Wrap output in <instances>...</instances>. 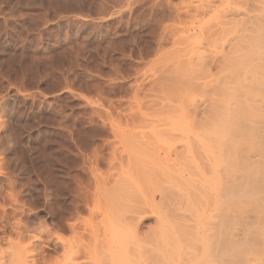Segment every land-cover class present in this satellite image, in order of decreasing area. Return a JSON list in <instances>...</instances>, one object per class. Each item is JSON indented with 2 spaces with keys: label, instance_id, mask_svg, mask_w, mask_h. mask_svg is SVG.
<instances>
[{
  "label": "rangeland",
  "instance_id": "374dc122",
  "mask_svg": "<svg viewBox=\"0 0 264 264\" xmlns=\"http://www.w3.org/2000/svg\"><path fill=\"white\" fill-rule=\"evenodd\" d=\"M201 2L0 0V256L13 254L20 232L36 242L28 249L36 264H62L68 254L96 245L97 236L103 246L120 227L148 236H139L147 240L140 241L147 254L151 245L163 246L162 234L186 210L189 193L203 186L193 173L199 165L203 173L209 168L203 136L212 135L210 127L223 135L242 116L264 115L255 92L257 106L252 101L253 111L243 108L241 115L237 100L245 101L234 75L230 81V63L219 62L225 63L224 50L261 47L256 38L264 33V11L238 18L253 33L244 34L247 45L223 50L219 32L235 33L238 22L229 18L237 27L226 20L212 34L207 28L218 22L222 2L205 12ZM218 52L223 67H197L198 58Z\"/></svg>",
  "mask_w": 264,
  "mask_h": 264
},
{
  "label": "bare ground",
  "instance_id": "6f19581e",
  "mask_svg": "<svg viewBox=\"0 0 264 264\" xmlns=\"http://www.w3.org/2000/svg\"><path fill=\"white\" fill-rule=\"evenodd\" d=\"M219 1H221L222 4L223 3L224 4L222 6V4H220L221 2L218 3L221 5V6L220 5L219 6H220V8H221L220 10L222 12V13L221 12L218 13V14H221L220 16L217 15L219 17L218 22L215 23L216 22L215 21L214 22L215 25L212 24V26H209V27L207 25V27H208L207 29H209L212 32V34H216L218 36L221 33L219 35L220 36L219 38H221L222 40L217 39V42L221 45V46L219 45V47L220 48L222 47V49L224 50V49H226V46H228V45L230 46L231 44H234L235 42H236L235 45L237 44V46H239L237 42L241 43V42H244L245 40L248 41L247 38H245L244 34L249 35L250 37H253V35H251L253 33L248 34L249 30L246 31L247 29H246L245 24H243L242 22H238V18L240 20V17H241L240 21H242V20L244 21V20H246V19H243L244 17L250 16V19H251L252 17H255L256 12L264 11V0H219ZM217 2H218V0H202V2H201L202 6L200 5L201 10L203 11V9H204L203 12H205L209 9L219 8ZM202 7H203V9H202ZM216 12H217V10H216ZM216 12H215V16L217 14ZM253 13H255V14L253 15ZM233 17H234V19L236 18V20H234V22H238L237 24L240 27L239 26L237 27V24L233 23L230 20V19H233ZM246 18H248V17H246ZM253 19L255 20V18H253ZM226 20L231 21V23H232L231 27L232 28L237 27V28H235L237 32L235 30L234 31L232 30L230 32H235V33H232V34L230 33V35L228 34L229 36H227V34L224 35L225 33H223V32H219L221 25H222V29L224 27V25L222 23H226V24L229 23V22L228 23L225 22ZM263 20H264V16H263ZM259 22H261V21H259ZM263 22H262V24H263ZM251 23H252V21H251ZM241 24H242V26L244 25L245 27L244 28L241 27ZM260 24L261 23H259V25ZM233 26H235V27H233ZM260 26H259V28H260ZM262 26H264V24ZM210 27H212V28L210 29ZM226 27L227 26L225 25V28ZM240 28H243L244 30L240 29ZM207 29H206V31H207ZM225 30H223V31H225ZM217 31L219 32V34ZM240 31H242L243 33ZM211 32H209V35L211 34ZM246 32H248V33L246 34ZM263 32L264 31L262 30L261 33H263ZM203 33L205 35L204 31H203ZM233 34H235V35H233ZM204 35H203V37H204ZM198 37H199V34H198ZM246 37H248V36H246ZM250 37H248V38H250ZM208 39L210 40V37ZM243 39H245V40L243 41ZM220 42H222V44ZM256 43L260 44L261 47L258 45L260 48L257 51L255 50V52L254 51L253 52H247V51H245V49L243 50V48L242 49L239 48V50H236L238 47L237 48L233 47V49L236 51H233V49H232V51H230L231 53H229L228 50H227L228 53H226V50H224V52L227 54L228 59L227 58L223 59L225 56L224 52H223V54L220 53V56H221V58H220V56L218 55L219 54V52H218L216 54L212 53L213 55L210 54L211 56L208 55L209 57H207V58H204V57L202 58V56H201L200 58H198L199 60L201 59V62L199 61L201 64H198V65L195 64L196 61L194 62L192 60L193 61L192 64H195L194 65L195 67H196V65L198 68L200 65V68L203 67L202 69H205V67H209V68H206V70L212 69V65H214V64L217 65L218 67L219 66L223 67L224 65H220L219 62L220 63L222 62L221 64H227V65L230 63V66L228 65V67H229V71L232 68L231 73L229 72L232 75L231 79H233V80H230L231 83H232V81L234 82V78H235V83L237 82V85H239V87L236 86L237 88H239V89H240V87L242 88V86H240L241 83H242V85H243V83H245L244 85L246 87V89H240V91L238 89V92L236 94L238 95L240 92H242L241 94H239L238 97H240V95H243L241 97H244V101L245 102L247 101L246 103H248L249 100H251L247 104V107L245 106L246 104H244V105L242 104V103H245V102H243V98L241 100L240 99L237 100V102H239L237 105L242 106V107H240L241 111H239V112H241V115H242V113L244 114V112H247L246 110H248V108H249V110L251 109V106L249 104L253 103L255 101V99H258V100L261 99L262 102L264 103V33L261 37L258 36L256 38ZM243 44L247 45V43H245V42ZM243 44L240 46L243 47L244 46ZM257 44L256 45L254 44V46L256 47ZM249 46H250V44H249ZM254 46L251 45L250 48L254 49L255 48ZM258 46L256 48H258ZM211 49H213V48H211ZM229 50H230V48H229ZM219 58L224 60L225 63H223V61H219ZM229 58H230V61L228 62L227 60H229ZM246 62L250 63V65H248V64L244 65ZM258 64L260 65L259 68L257 67V66H259ZM196 68H195V70H197ZM255 68H256V70H255ZM255 72H256V74H255ZM233 75H234V78H233ZM255 75H257V76L255 77ZM229 79H228V81H229ZM250 83H252L251 84L252 86L249 85ZM252 87H253V89L256 87L254 89V91H253ZM241 90H243V91H241ZM235 91H237V90H235ZM244 91L247 93L245 94ZM250 91H251V93L253 91V93H252L253 98L251 96L252 94L250 95ZM259 91L261 92V94H259L260 93ZM254 92L258 96L262 95L261 97H259L260 99L254 97V95H255ZM248 93H249V95H248ZM234 97H236V96H234ZM228 99H229V97H228ZM236 99H238V98H236ZM241 101H242V103H241ZM248 105H249V107H248ZM255 105H256V103H255ZM255 105L252 107H254V109L256 110L255 107L257 105L256 106ZM261 105L263 106L264 104L261 103ZM228 106H230V105L228 104ZM197 107H198V105H197ZM242 109L243 110L246 109V110L243 112ZM224 116H225V114H224ZM251 116H249V114H248L249 118H247V117L244 118V116H242L243 119L241 121L238 119V121H240L241 123L240 122L234 123L233 121H232V123H230V125H229V123H226L227 127H226V124H222L226 128H229V126H231L230 129H232V131H229L230 129H225L223 135H218L216 133V130L210 127V129H213V131L209 129V133H212V135L207 134V136L206 135H205V137L203 136L204 139L203 138L201 139L203 141H201L200 144L203 146V148L205 150L203 152L206 154V156L208 158L207 161L209 163V165L205 164V163H204V165H208L209 168L207 171L209 173L207 174V171L205 173H203V171L200 170V168H202L201 165H199L201 163V161L198 160V161H200V163L198 162V165L200 167L197 166V168H195L196 170H194L195 172L193 171V173L196 176H198V175L202 176L203 180L200 183H203L202 184L203 189H202V187L199 188L197 186V184H196L197 182L193 183L194 185L196 184V186H195V188L192 187L194 189V191L192 190L193 192L189 191L190 193L188 195V200L186 202V204H187L186 210L182 211V213H180L178 219L174 218V216L170 213L172 215L171 218L176 219V221L174 220L172 225L169 223L170 229H171V230L169 229V231H167L169 233L165 232L166 234L165 233L162 234V235H164V236H162L164 243L162 244L163 246H161V245L160 246L163 247V249H165L164 251L162 250L161 253L159 252L161 249V247H159V244L156 245L159 247V249L157 247V249L159 251H157L156 248H155L156 250H154L153 249L154 246L151 245V247H153L151 249L152 251L151 250H150V252L148 251V254H147V253H145L147 251L141 247V243H143V241H147L148 236H145L146 237L145 238L141 234L138 235L137 231L135 234V231H133L132 228L127 229V227H125L124 229H122L120 227L119 230L114 231V229L112 230V228L110 227L109 229H111L112 231L109 233L110 235L105 239V244L103 246H100V245L104 242L100 241V244L98 243L99 240L97 242V237H98L97 236L95 238V244L96 245L92 244L93 245L92 247L91 246L89 247V245H88V247L84 246L85 248L84 247L82 249L79 248V251L77 250L78 252L75 251L77 253V255L75 254V256L74 255L69 256V254L67 253L68 257L63 261L62 264H264V122L262 121L263 123H261L259 121L260 119L264 120V119H262V118H264V115L262 116V118L260 117V119L256 118L257 121L254 120L255 118L254 119L251 118L254 120V122L256 121L255 123L253 121H251V119H250ZM220 119H222V118H220ZM222 120H224V117ZM229 121H230V117H229ZM258 122H260V123L256 127ZM238 123H239L238 127L241 126L239 128V131L237 130L238 129V127H237ZM215 125H216V123H215ZM222 125H220L219 128H223ZM232 125L234 127L236 125V128L234 129L232 127ZM254 127H256V129H253ZM236 131H238L240 133L238 134V132H236ZM226 132H229L231 134H225ZM235 132H236V135H239V136H235ZM213 133L215 136H213ZM247 133L250 136H248ZM195 138H197V137H195ZM196 141H200V140L196 139ZM195 144H196V142H195ZM189 145L192 146L191 144H189ZM193 148H195V147H193ZM193 151L194 150H192V151L190 150V154L195 153ZM195 151H197V150L195 149ZM191 152H193V153H191ZM197 152L194 154L196 156V158L198 155L200 157V154H199L200 152H198V153ZM203 152H201V155ZM187 155L189 156L188 151H187ZM194 155H192V156H194ZM197 159H194V160L197 161ZM201 160H203L202 157H201ZM204 162H206V161H204ZM180 168H182V167L180 166ZM180 172H182V171H180ZM196 172H198V173H196ZM181 174H183V173H181ZM109 176H111V175H109ZM188 178H190V177H188ZM200 178H198V179H200ZM195 179H196V177H195ZM187 181H186V179H184V182H187ZM182 182L183 181H181V184H183ZM179 186H181V185H179ZM189 186L191 188V185H189ZM179 189L177 188L178 191H179ZM183 192H185V191L183 190ZM174 195H176V194H174ZM179 198L181 199V197H179ZM174 200H175V198H174ZM167 203H168V200H167ZM178 204L181 205V202ZM174 205H175V203H174ZM161 206H163V205L161 204ZM165 207L166 206H164L163 208H165ZM169 207H170V205H169ZM174 207H176V205ZM180 208H181V206H180ZM173 212H175V211H173ZM171 218H169V219L167 218L169 220V222H171V220H173ZM162 222L165 223V225H166L165 221H162ZM162 224L160 227L164 228V226ZM108 226H109V224H108ZM129 228H130V226H129ZM160 230L162 232V228H160ZM76 233H77V231H76ZM80 233H81V231H80ZM149 233H148V235H149ZM159 233H160V231H159ZM19 234L21 237L19 236L20 239L18 242V246L13 245L14 246L13 247L14 248L13 254H11V253H10V255H7L6 253H4L6 255L1 254L2 256H0V264H36L37 263L35 261L34 257H32V255L31 256L28 255V251H29L28 249L30 247L36 246L35 245L36 242L34 243L31 240L26 242V240H28V238H27V236L25 237V235H24L25 232L24 233L20 232ZM40 235H41V233H40ZM140 235L142 236L141 238H145L147 240H144V239H141L143 241L139 240ZM157 235L159 236V234H157ZM157 235L155 234V236H157ZM167 235H169V236H167ZM17 236H18V234H17ZM91 236L94 239V236H96V234L91 235ZM152 236L155 237L154 235H152ZM160 236H161V234H160ZM149 237H150V235H149ZM25 238H27V239H25ZM103 238H104V236H103ZM98 239H100V237ZM33 240H35V239H33ZM83 240H84V238H83ZM100 240H102V238ZM102 241H104V240H102ZM140 241H141V243H140ZM136 242L139 245V247L135 246V245H137ZM105 245L107 246V248H110V250H111L110 252L104 251L103 248ZM144 245H146V244L144 243ZM147 246L149 247V245H147ZM8 247H9V245H8ZM113 248H115V249L113 250ZM32 250H33V248H32ZM155 252H156V254H155ZM145 254H147V255H145ZM150 254H152V255H150ZM63 256H64L63 258H65V255H63ZM74 257H76V260ZM77 257H78V259H77Z\"/></svg>",
  "mask_w": 264,
  "mask_h": 264
}]
</instances>
